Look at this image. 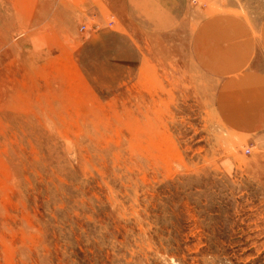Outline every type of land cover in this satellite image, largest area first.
Listing matches in <instances>:
<instances>
[{
    "label": "rangeland",
    "instance_id": "1",
    "mask_svg": "<svg viewBox=\"0 0 264 264\" xmlns=\"http://www.w3.org/2000/svg\"><path fill=\"white\" fill-rule=\"evenodd\" d=\"M206 5L0 0V264H264V0Z\"/></svg>",
    "mask_w": 264,
    "mask_h": 264
},
{
    "label": "crops",
    "instance_id": "2",
    "mask_svg": "<svg viewBox=\"0 0 264 264\" xmlns=\"http://www.w3.org/2000/svg\"><path fill=\"white\" fill-rule=\"evenodd\" d=\"M120 1L123 0H78L79 3L84 4V11L89 9L94 11L95 9L100 8L99 10L102 12V14L110 13L114 14L118 18H123L124 15L122 12L126 8L120 6ZM205 1L207 3L205 6L207 9H210V3L222 2L223 4L230 5L235 2V0ZM91 3L99 4V6L87 8L86 5L88 6V4ZM189 3L190 0H129V18L136 20H169L170 22L175 23L176 21L183 19L189 7ZM230 19L233 21L236 18L231 17L229 20ZM237 20L238 24H232V26L229 24L228 30H223L224 32L222 33L223 36L221 38L222 41L220 42L221 46L219 47V50L222 51L220 66H222L223 69L226 67L224 65L225 63L230 62V67L232 65L234 67L240 65V62L247 63L251 57H257L255 53L256 51L260 52V55L264 58V13L260 16V18L253 16L251 20L248 21H243L241 18H238ZM153 24H156L154 25L156 27L171 25L167 24L166 22H158ZM212 48L214 49L215 47H211V49ZM208 49H210V47ZM226 51H228L227 54H225ZM260 70V77H262L264 70ZM246 74L249 75V73ZM256 75L257 74H255V76ZM254 113L257 114V111H254Z\"/></svg>",
    "mask_w": 264,
    "mask_h": 264
}]
</instances>
